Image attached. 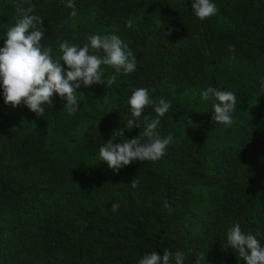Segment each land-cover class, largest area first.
Here are the masks:
<instances>
[{
    "label": "trees",
    "instance_id": "obj_1",
    "mask_svg": "<svg viewBox=\"0 0 264 264\" xmlns=\"http://www.w3.org/2000/svg\"><path fill=\"white\" fill-rule=\"evenodd\" d=\"M67 2L30 0L54 58L57 40L83 46L115 34L136 70L104 67L116 83L81 85L71 115L56 95L43 117L13 108L0 88V264H138L165 249L183 251L184 264H244L227 230L239 223L264 245V0H212L217 13L203 21L192 0H74L75 17ZM17 3L0 0V47ZM140 87L170 101L157 130L173 143L159 160L116 173L99 163V147L156 118L149 106L140 129L119 135ZM208 87L235 93L231 127L212 122L214 100L201 97Z\"/></svg>",
    "mask_w": 264,
    "mask_h": 264
},
{
    "label": "clouds",
    "instance_id": "obj_2",
    "mask_svg": "<svg viewBox=\"0 0 264 264\" xmlns=\"http://www.w3.org/2000/svg\"><path fill=\"white\" fill-rule=\"evenodd\" d=\"M28 4V7L24 5ZM66 7L71 9L70 16L75 17L77 10L74 0H68ZM34 6L30 0H18L15 7V24L5 33L4 45L0 47V88L3 89V100L6 105L16 108L23 104L38 117L45 115V108L53 107V96H58L63 102V109L74 114L80 108L77 97L81 85L111 86L116 83V75L104 79V67L113 69L116 74H131L136 70V58L128 45L115 34H93L87 38L83 46L72 44L67 40H57V52L53 57L51 45L43 47L41 41L45 38L43 19L34 15ZM191 11L199 20L216 15L217 8L212 0H192ZM127 26L132 27L129 20ZM169 32L166 33L170 34ZM234 51L235 46L229 45ZM65 66L67 70H65ZM260 91L264 93V80L261 81ZM203 100L213 98L212 122L231 127L234 123L233 113L237 100L232 91L208 87L201 93ZM130 118L127 119L119 135L124 137L125 129L131 131L140 129L139 123L145 108L154 107L156 118L149 120L144 117L143 131L131 139L124 137L119 143L112 139L104 142L98 151L99 163L103 162L113 172L134 162L157 161L166 153L168 146L173 143V136L162 137L158 126L160 118L171 108L170 101L159 99L154 101L147 87L133 90L127 100ZM115 131L114 134L117 132ZM113 134V135H114ZM133 189L139 185L134 178L131 182ZM120 208L119 203L111 205L112 211ZM227 244L234 250L244 264H264V245L251 232L241 230L239 223H234L227 230ZM183 251L172 253L168 249L161 256L157 251L145 253L138 264H184Z\"/></svg>",
    "mask_w": 264,
    "mask_h": 264
}]
</instances>
